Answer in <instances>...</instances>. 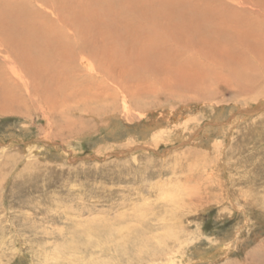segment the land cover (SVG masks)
I'll return each instance as SVG.
<instances>
[{"label":"rangeland","instance_id":"1","mask_svg":"<svg viewBox=\"0 0 264 264\" xmlns=\"http://www.w3.org/2000/svg\"><path fill=\"white\" fill-rule=\"evenodd\" d=\"M212 87L117 124L0 113V264H264V95Z\"/></svg>","mask_w":264,"mask_h":264},{"label":"bare ground","instance_id":"2","mask_svg":"<svg viewBox=\"0 0 264 264\" xmlns=\"http://www.w3.org/2000/svg\"><path fill=\"white\" fill-rule=\"evenodd\" d=\"M211 85L264 95V0H0L2 114L83 127L109 108L117 124Z\"/></svg>","mask_w":264,"mask_h":264}]
</instances>
